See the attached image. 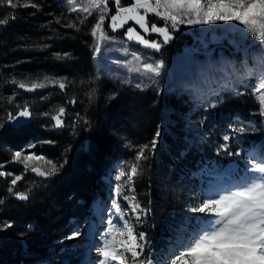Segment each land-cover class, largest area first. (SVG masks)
Here are the masks:
<instances>
[{
  "label": "trees",
  "instance_id": "1",
  "mask_svg": "<svg viewBox=\"0 0 264 264\" xmlns=\"http://www.w3.org/2000/svg\"><path fill=\"white\" fill-rule=\"evenodd\" d=\"M15 2L20 5L15 9L0 5V18H9L7 24L0 25V125H3L0 127V164L3 165L0 171L22 175L13 191L27 192L29 199L21 201L8 191L12 176L0 177V225L5 222L13 225L0 230V264H40L47 258H60L68 242L64 238L75 226L93 217V203L104 198L103 180L111 168L114 166L120 173L127 171L135 162L139 148L151 141L159 127L162 135L157 150L154 154L148 153V159L141 162L142 174L133 185L137 199L149 209L138 227L152 243L148 253L158 256L169 237L165 226L170 221L168 211L173 208V213L178 211L177 215L183 211L180 208L185 206L184 197L179 199L187 191L181 183L170 187L161 181L166 177L164 169L172 164L175 173L188 180L193 169L208 156L193 144L186 150L188 141L182 134L187 125L182 124V119L187 107L198 119L194 122L198 121L200 128L208 131L204 152L212 151L210 144L218 139L219 132L228 131L227 126L235 130L243 127L246 132L249 120L259 122L258 104L250 95L252 84H239L236 92H222L211 98L215 107L205 103L200 109L190 107L189 95L179 87L158 93L122 85L99 75L93 63L90 31L95 15L81 24L78 14L69 12L59 0ZM130 2L122 0L125 5ZM30 3L39 7H23ZM109 7L113 13L114 5L110 3ZM70 23L77 28L66 27ZM149 23L162 22L150 16ZM127 27L114 33H125ZM152 37L161 39L154 33L146 36ZM212 38L219 41L212 43ZM197 39L202 52L198 55L200 58L208 59L219 50L228 57L238 55L230 38H218L210 33L196 37L180 29L160 51L150 48L149 51L168 60L188 51ZM46 76L65 80L66 88L27 95L12 83V80L39 81ZM203 84L207 85L199 86ZM73 100L76 103H71ZM24 105L32 113L30 124L12 127L7 120L8 113L15 115ZM168 106L174 109L170 115L173 121L164 127L161 110ZM60 107L66 109L65 126L63 131L55 132L51 116ZM234 133L230 147H240L253 137ZM254 137V142L264 148L262 136ZM14 151L36 153L63 167L45 179L25 171L23 164L12 162ZM40 166H44L42 162ZM193 182L196 186L194 178Z\"/></svg>",
  "mask_w": 264,
  "mask_h": 264
},
{
  "label": "snow or ice",
  "instance_id": "2",
  "mask_svg": "<svg viewBox=\"0 0 264 264\" xmlns=\"http://www.w3.org/2000/svg\"><path fill=\"white\" fill-rule=\"evenodd\" d=\"M66 3L69 12L78 14L81 24L95 15L96 20L90 35L95 41L96 54L101 53L104 45L115 40L105 29L106 20L111 32H117L132 22V26H128L124 33L127 40L156 51H160L163 45L173 39V33L178 31L181 25L217 28L224 26L225 33H240L241 39L247 41L243 49L245 57L240 66L229 62L227 67L217 68L214 81L216 87L208 91L197 90L194 103L197 107L205 103L215 107V104L211 103L212 97H218L225 91L236 92L238 84H252L250 95L258 104L259 114L264 116V0H131L127 5L123 4L122 0H66ZM110 3L115 7L114 14L111 15ZM0 5L12 9L20 6L15 0H0ZM23 7L38 8L39 5L30 3L24 4ZM150 16L162 23L150 24ZM8 19L0 18V25L7 24ZM136 26L143 34L137 31ZM66 27L77 28V25L70 23ZM153 33L161 39L146 38ZM64 55L67 56L68 53ZM122 66L142 79L134 83L133 78L129 77L120 82L141 91L148 86L144 81L155 83L154 78L160 77L165 67L163 61L148 62L135 53L132 54V59L125 61ZM12 83L26 91L43 89L49 85L58 86L61 90L66 88L65 80L47 76L39 81L12 80ZM31 115L28 105H24L16 115L8 113L7 120L15 122L17 127H22L20 118H30ZM65 115L66 109L60 107L57 114L51 116L54 128L65 126ZM235 131L242 133L245 129L241 127ZM161 135L158 127L151 141L139 148L135 162L120 174L126 177L124 184L132 193L124 195V200L127 201V207L136 223L141 221L142 216L147 215L149 209L141 205L133 185L135 179L142 174L141 162L148 159V153H155ZM222 139L224 142L217 148V155L223 153L229 157L240 156V150L233 152L229 147L228 142L232 139L230 135L225 134ZM11 159L12 162L23 164L25 171H31L45 179L56 175L63 167L62 164L58 167L52 160L36 153L14 151ZM40 162L46 167L40 166ZM230 164V171L234 170L235 162ZM0 168H3L2 164ZM7 176L13 177L8 191L17 199L27 201V192L13 191L23 176L0 171V177ZM116 191L120 194V188ZM208 193L206 198L197 199L187 208L189 213L202 215L187 217L186 223L178 226V234L171 246L166 249L160 260L155 262L148 254L150 242L147 234L137 232L135 224L125 218L127 214L113 201L112 207L119 214L122 225L118 226L109 220L102 245L96 249L99 257L96 264H264V148L248 150L245 167L239 178H226L222 184L211 186ZM193 220L195 225H192ZM12 227L11 222H5L0 225V230ZM81 235V231L75 230L64 239L75 240Z\"/></svg>",
  "mask_w": 264,
  "mask_h": 264
},
{
  "label": "rangeland",
  "instance_id": "3",
  "mask_svg": "<svg viewBox=\"0 0 264 264\" xmlns=\"http://www.w3.org/2000/svg\"><path fill=\"white\" fill-rule=\"evenodd\" d=\"M59 1L63 6L68 8L66 0H59ZM111 14H114V12ZM129 24L130 25H126V26H132V22H129ZM181 26L182 28H179L180 30H184L185 32H190L194 34L196 37L210 33L217 36L218 38H223V37L230 38V40L235 44L236 48H238L237 53L239 54V57H237V59L234 58L231 59V57H228L219 50L218 52H215L214 55L213 54L209 55L211 57L208 59L200 58L198 55H201L202 52L197 39V42H195L194 45L190 46L188 48V51L186 50L182 51L172 56L171 58H168V60H162L161 58L154 56L152 52L144 51V48L146 47H144L143 45L135 41L128 42L126 40L127 38L124 35V33H121L119 35L117 33L111 32V30L107 28L106 30L108 31L109 35L114 36L115 40L104 45L100 54H96L94 51L95 48L94 39L92 44L93 63L95 65V68L97 69L98 74L101 76L108 77L119 83H121L120 81L126 78L132 77L135 83V82H140L142 78L136 76L133 73H129L127 69L122 66L125 61L132 59L133 53L139 55L142 59L148 62L163 61L165 67L162 70L161 76L154 78L155 83H151L145 80L144 82L148 84V86L145 89H151L158 93H162L168 88L179 87L182 88L181 91H185V93L189 95V102L193 103L194 95L197 90H201V88L203 89L206 86L208 87L210 85V82L215 84L214 81H215V76L217 75L216 72L217 68H220L221 66L227 67L229 62L235 63L237 67L240 66L241 61L245 57V51L243 50L244 49L243 46L246 44V41L241 39L240 33L238 32L225 33L223 31L224 26H221L219 28H217L216 26H187V25H181ZM136 27L139 29L138 26ZM138 29L137 31H139ZM153 39L154 37H152L150 40ZM216 40L219 41V39ZM216 40H214L213 38L210 39L212 43H215ZM205 43L206 42L203 41V45H205ZM125 49H127V54H125ZM114 59H118L120 63L118 64L117 63L118 61L112 62V60ZM248 59L249 62L251 63V54L248 55ZM109 62H112L110 65L112 67H109ZM202 83H207V85L203 84L204 86H199ZM121 84L126 86H131L134 89H136L132 85H127L123 83ZM186 114L188 115L193 114V112H190L189 107H187L185 115ZM261 117L263 120L262 124L264 128V116ZM182 124L185 123L183 122ZM196 124L198 123L196 122ZM196 124L188 125V130H186L185 133L182 134L184 137H186V140L188 141L186 145L187 146L186 150L188 146H190L191 144H193V146L198 145L202 147L204 141L199 134L204 133L205 137L207 135V133L203 131L199 127V125ZM263 134H264V130H263ZM219 145H220L219 143L215 144L214 150L216 154H217L216 150L219 147ZM249 149H251V147H249ZM217 156L220 158H218ZM217 156H216V160H221V161L227 160L226 161L227 164H229L233 160V158L231 160L225 154H219ZM173 167L174 166H172V164H169L165 167L164 173L166 177L164 178V180L161 181H163L165 184H168L170 187H173V185L176 182H178L181 183V185H183L185 188H187L188 180L184 179L182 176H178L177 173H175ZM226 168L227 171H225ZM225 169H224V173H229L231 169V164L226 165ZM110 173H111L110 177L107 176L104 179L105 181L103 180L104 186L101 190H103L104 192V198H102V200H97L94 203V212L96 216L95 218L97 219L96 220L97 223L93 224L94 219H90L89 221L84 222L85 226L83 228L81 229L75 228L69 234H67L68 236L75 230H79L82 233L79 239L68 240V242L73 243L75 246L72 247L73 249L68 250L67 254L65 255L66 258L68 259L65 261L66 262L65 264H96L97 260L99 259L96 249L102 245L103 239L105 238L104 234L107 232V229L109 227V223H108L109 220H111L113 223H116L118 226L122 225V221L119 218V214L117 213L118 215L117 216L115 215V209L112 207L113 201L118 203L122 211H124L127 214L125 217L126 219H129L134 224H137L135 225L136 231L141 232L138 227L139 223H136L134 217L130 214V210L127 207V201L124 200V195H132V193L128 191V187L124 184L126 177L123 178L122 184L120 185L119 181L121 179V175H120L121 173L118 171V169L114 168L113 170H111ZM217 174L215 173L214 177ZM218 182L219 181L215 178L208 180V183L205 184L206 192L203 195V197H200L196 193L190 194L189 190H187L185 194L181 196L179 199L180 201L183 197L185 198L186 195L185 206L180 208L183 211L179 215L176 214L178 211H175V213H173L174 212L173 208L168 211L169 212L168 217L170 221L167 222L165 226L167 230H169V234H171L170 236L172 237V241L170 244H172V242L175 240L178 234V226L185 224L187 217L193 216L192 213L187 212V208L191 206L194 202H196L197 199L202 200L206 198V196L209 194L208 189L213 185H218L217 184ZM117 188H120V194L117 193L116 191ZM187 198L189 199L188 203H187ZM191 198L194 199V201L190 202V200H192ZM195 223H196L195 220H193L192 225H195ZM99 236H100V241L98 240ZM151 257L154 259V262L155 259L157 261L160 260L156 255H153ZM56 262L57 261L50 260L47 262V264H58Z\"/></svg>",
  "mask_w": 264,
  "mask_h": 264
},
{
  "label": "water",
  "instance_id": "4",
  "mask_svg": "<svg viewBox=\"0 0 264 264\" xmlns=\"http://www.w3.org/2000/svg\"><path fill=\"white\" fill-rule=\"evenodd\" d=\"M16 88H17V90L22 91V92H24V93L27 94V95H33V94H36V93H45V92L50 91V90H52V89L61 90V89H59L58 86H52V85H49L48 87L43 88V89H36L35 91H26V90H24V89H20V88H18L17 86H16ZM55 114H57V113H55ZM55 114H54V115H55ZM31 118H32V117H30V118H20V122L22 123V126H25V125L30 124V122H31ZM63 119H64V121H65V116L63 117ZM51 121H52V123H53V125H54V121H53L52 119H51ZM8 122H9V121H8ZM9 124H10L12 127H17V125H16L15 122H9ZM54 130H55V132H61V131L64 130V127H63V128H59V129L54 128Z\"/></svg>",
  "mask_w": 264,
  "mask_h": 264
}]
</instances>
